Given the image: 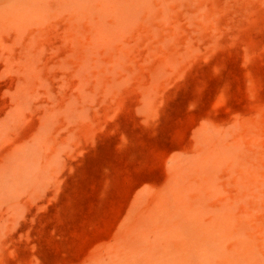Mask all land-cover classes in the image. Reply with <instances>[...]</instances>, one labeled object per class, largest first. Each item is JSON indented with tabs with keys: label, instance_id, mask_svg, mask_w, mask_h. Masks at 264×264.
I'll list each match as a JSON object with an SVG mask.
<instances>
[{
	"label": "rangeland",
	"instance_id": "374dc122",
	"mask_svg": "<svg viewBox=\"0 0 264 264\" xmlns=\"http://www.w3.org/2000/svg\"><path fill=\"white\" fill-rule=\"evenodd\" d=\"M0 264H264V0H0Z\"/></svg>",
	"mask_w": 264,
	"mask_h": 264
}]
</instances>
